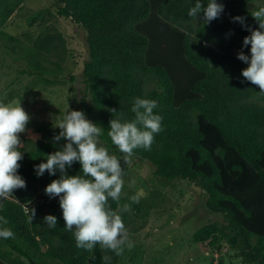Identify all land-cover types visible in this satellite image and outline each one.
<instances>
[{
	"label": "trees",
	"instance_id": "1",
	"mask_svg": "<svg viewBox=\"0 0 264 264\" xmlns=\"http://www.w3.org/2000/svg\"><path fill=\"white\" fill-rule=\"evenodd\" d=\"M24 1L0 0V65L10 66L4 59L17 63L16 68L3 71L17 73L4 83L10 91L0 103H11L16 97L25 103L37 88L47 90L64 83L61 75L68 53L64 33L46 22L54 16L69 19L85 31L88 51L82 85L76 92L71 86L72 110L83 111L102 128L99 144L120 160V199H110L108 204L122 216L127 231L142 229L165 196L156 183L145 195L124 192L130 162L112 144L107 128L114 118L112 109H116L115 115L132 120L135 98H149L157 102L154 112L162 117L163 131L155 135L150 150L136 149L130 160L148 164L163 187L188 180L202 189L208 210L224 218L193 234L203 252L218 254L227 247L237 251L244 264H264V93L241 76L247 64L237 53H250V45L243 47L250 32L232 20L244 16L247 25L257 28L258 22L250 14L255 5L248 0H219L224 4L222 15L205 24L203 13L197 20L187 16L194 0H54L53 6L28 17L29 23L45 21L38 34L26 31L15 36L4 26ZM253 2L264 6V0ZM225 37L230 40L220 46L222 54L212 63L205 43ZM69 77L72 82L76 79L73 73ZM55 124L50 119L30 118L26 129L41 133V138L18 134L22 152L18 173L26 183L0 204V218L6 221L0 227L14 233L13 238L0 239V261L119 264L123 251L117 255L99 245L91 251L78 248L72 233L65 231L58 197L50 198L44 191L59 178V171L54 176L47 171L36 175L34 166L65 143L63 139L53 141L60 131ZM80 170L75 162L68 174L77 175ZM125 204L128 211L121 212ZM31 209L36 212L34 220L30 219ZM48 214L57 217L55 228L42 223Z\"/></svg>",
	"mask_w": 264,
	"mask_h": 264
},
{
	"label": "clouds",
	"instance_id": "2",
	"mask_svg": "<svg viewBox=\"0 0 264 264\" xmlns=\"http://www.w3.org/2000/svg\"><path fill=\"white\" fill-rule=\"evenodd\" d=\"M248 2L255 5L250 14L258 22V27L253 29L247 25L244 16L232 17L233 22H239L250 32L243 39V47L250 45V53L240 51L237 58L247 64L241 76L264 93V6H257L253 0ZM223 11L224 4L219 0H194L187 16L197 20L203 13V22L207 24L220 17ZM156 108V100L137 97L130 109L134 113L132 120L125 119L123 114L115 115L116 109H112L114 118L109 122L107 136L124 154L126 163L130 162L134 150H150L155 135L163 131L162 117L154 112ZM29 120L30 116L21 103H0V199H6L13 189L25 186V180L18 173V161L22 159L18 133L25 131ZM55 126L60 131L54 135L53 141L63 139L65 143L34 166L36 175L43 176L47 171L54 176L59 171V178L49 183L44 191L50 198L58 197L64 229L72 233L78 248L91 251L99 245L119 255L121 246L128 241L127 229L122 216L110 208L108 201L120 199L123 187L120 160L99 144L102 128L89 120L83 111H67ZM75 162L81 165L80 173L69 175L68 169ZM120 211H128V205L125 204ZM35 216V209H31L30 219L34 220ZM0 222L6 223L2 218ZM42 223L55 228L57 217L45 215ZM13 237L10 228L0 227V239Z\"/></svg>",
	"mask_w": 264,
	"mask_h": 264
},
{
	"label": "rangeland",
	"instance_id": "3",
	"mask_svg": "<svg viewBox=\"0 0 264 264\" xmlns=\"http://www.w3.org/2000/svg\"><path fill=\"white\" fill-rule=\"evenodd\" d=\"M53 4L54 0H25L22 6L11 15L4 29L15 36L26 31L38 34L45 21L29 23L28 17L31 13L51 7ZM46 23L56 25L64 33L68 50L65 58L66 70L61 75L64 83L50 86L47 90L37 88L35 93L32 92L27 96L25 103L16 97L10 104L21 103L30 118L50 119L57 124L60 121V115L73 108L71 86L76 92L82 85V67L88 57V51L85 44L86 33L80 26L69 19L57 16L50 18ZM229 40V37H225L205 43L212 63H215L222 54L220 46ZM0 54L2 56V53ZM4 62L9 63L13 69L17 66V63L12 60L4 59ZM10 66L0 65V77L2 76L0 102L7 99L10 91L4 88V83L10 82L13 75L17 73L10 70L11 74H3V71L9 70ZM70 73L76 75L73 82L70 80ZM14 85L19 86L18 82ZM56 108L63 112H55ZM18 134L34 139L41 138V133H36L32 129L31 131L25 129ZM124 181L126 194L131 192L148 194L156 183L163 190L165 200L160 207L151 210L147 223L142 229L134 233L127 231L128 241L122 250L124 258L119 264H244L241 257L237 255V251L224 247L218 254L211 251L203 252L193 241V234L197 229L209 222L224 219L221 214L208 210L205 205L206 198L200 187L188 180H175L163 187L159 180L153 177L149 165L138 160H130V167ZM213 257L214 260H212Z\"/></svg>",
	"mask_w": 264,
	"mask_h": 264
},
{
	"label": "crops",
	"instance_id": "4",
	"mask_svg": "<svg viewBox=\"0 0 264 264\" xmlns=\"http://www.w3.org/2000/svg\"><path fill=\"white\" fill-rule=\"evenodd\" d=\"M26 130H27V131H29V130L31 131V128H28V129H26ZM36 133H38V132H36ZM27 137H28V136H27ZM7 197H8V198L11 197L10 194H8ZM3 200H4V199H0V204L2 203ZM0 264H5V263H3L2 261H0Z\"/></svg>",
	"mask_w": 264,
	"mask_h": 264
}]
</instances>
